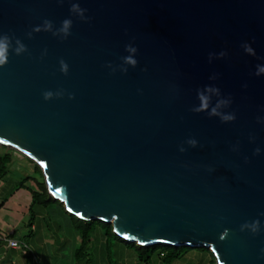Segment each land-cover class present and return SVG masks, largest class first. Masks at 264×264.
<instances>
[{"label": "water", "instance_id": "1", "mask_svg": "<svg viewBox=\"0 0 264 264\" xmlns=\"http://www.w3.org/2000/svg\"><path fill=\"white\" fill-rule=\"evenodd\" d=\"M0 145L126 242L264 264V0H0Z\"/></svg>", "mask_w": 264, "mask_h": 264}, {"label": "rangeland", "instance_id": "2", "mask_svg": "<svg viewBox=\"0 0 264 264\" xmlns=\"http://www.w3.org/2000/svg\"><path fill=\"white\" fill-rule=\"evenodd\" d=\"M1 152L2 149L0 148V153ZM22 161L23 158L21 156L14 154L12 161L9 164L8 174L0 178V185H2V188H0V196H4L5 198L12 196L15 188L19 187L18 184L21 180V176L26 175V173L21 172V170L25 169V164ZM28 183H30L29 187L34 189V184L31 182ZM57 210H59V204L56 202L47 203L45 206L37 203L33 204L30 213L23 218V221L21 222L20 220V222H16V228H14V230L10 229L9 225L4 223L0 216V233L20 238L21 243L24 242L27 244L28 258H30L31 263L32 259L33 261L35 260L34 253H37L38 258L41 256V249L35 251L31 244L32 240L35 241V239L37 237L40 238L41 235L39 232L40 224L44 220L42 219V216L37 215L38 213H41L44 218H50V226L46 231L50 234V236H48L51 244H54V241L60 239L58 235L67 234L62 223L60 224L61 231L57 230V227L53 224L55 217L52 216V213ZM35 225L37 226V231H35ZM88 243L87 254L84 258H81L80 261L82 264H147L145 262H135L133 260V254H136L137 256L135 249L128 247L124 242L106 234L105 227L99 223L93 224L91 238ZM63 252L64 254H68L69 249L66 248ZM4 263L10 264L6 261ZM72 263L71 259L64 257L63 263L61 264ZM12 264H19V262H13ZM36 264L40 263L36 261ZM148 264H209V256L205 251L194 248L183 249L178 257L172 259L166 256V254L158 255L157 252H154L150 254Z\"/></svg>", "mask_w": 264, "mask_h": 264}, {"label": "crops", "instance_id": "3", "mask_svg": "<svg viewBox=\"0 0 264 264\" xmlns=\"http://www.w3.org/2000/svg\"><path fill=\"white\" fill-rule=\"evenodd\" d=\"M25 184L28 187L30 186V183L28 182H26ZM0 188H2V185H0ZM30 211L31 195L29 191L24 187L20 189L15 188L12 196H9L7 198H5L4 196H0V216L2 221L9 225L10 229L14 230V228H16V222H20V220L22 222L23 218L28 215ZM37 215L42 216V219L44 221L40 224V238L37 237L35 241L32 240L31 244L33 246H31L33 247V249H35V251L37 249H41L40 258L37 257V253H34L35 260L33 261L32 259L30 263V258H28L26 248L27 244H25L24 242L21 243L20 238L0 233V264H5V261L10 264H12L13 262H19V264H36V261H38L40 264H61L63 263L64 257L71 259V261L73 262L72 264H82L80 261L81 258L84 257L77 256L76 254V249L80 245V235L75 230L74 226L69 220L68 215L61 212L60 210L52 213V216L55 217V219L53 220V224L57 227L56 229L61 231L60 224L62 223L67 232V234L65 235H58L60 239L54 241V244H51V241L49 239L50 234L48 231H46L50 226V218H44L41 213H38ZM35 231H37L36 225ZM9 240L18 241L20 243V246L11 247L8 242ZM66 248L69 249L68 254H64L63 252ZM133 260L135 262L139 261L136 254H133Z\"/></svg>", "mask_w": 264, "mask_h": 264}, {"label": "trees", "instance_id": "4", "mask_svg": "<svg viewBox=\"0 0 264 264\" xmlns=\"http://www.w3.org/2000/svg\"><path fill=\"white\" fill-rule=\"evenodd\" d=\"M0 148L2 149V152L0 153V178L8 174L9 164L11 163L14 154H17L23 158L22 162L25 164V169L21 170V172L26 173V175L21 176V180L18 184L19 185L18 188L24 187L29 191L31 195V206L36 203L41 204L43 206L51 202H56L59 204V210L68 215L69 220L71 221L75 230L80 235L81 242L78 248L76 249L77 256H82V257L86 256L87 254L86 251L89 244L88 242L90 241L93 224L95 223H99L102 226H104L106 229V234L124 242L128 247L134 248L135 252L137 253V258L141 263L145 262L148 264L149 256L154 252H157L158 255L166 254V256L172 259L178 257L183 249L193 248L187 246L174 247L167 245H154V246H145V247L139 246L135 242H126L120 236L116 235L113 232L112 225L109 223L99 220L85 221L78 218L77 216L67 212L64 205L58 200L54 199L51 196V194H49L47 187L45 185L42 172L36 163H34L30 158L21 154L20 152L16 151L13 148L7 147L5 145H0ZM26 182H31L32 184H34V189L29 188L25 184ZM194 249H200L205 251L209 256V264H216L215 258L209 249L205 247L194 248Z\"/></svg>", "mask_w": 264, "mask_h": 264}, {"label": "built area", "instance_id": "5", "mask_svg": "<svg viewBox=\"0 0 264 264\" xmlns=\"http://www.w3.org/2000/svg\"><path fill=\"white\" fill-rule=\"evenodd\" d=\"M8 242H9V245L11 247H19L20 246V243L16 240H9Z\"/></svg>", "mask_w": 264, "mask_h": 264}, {"label": "clouds", "instance_id": "6", "mask_svg": "<svg viewBox=\"0 0 264 264\" xmlns=\"http://www.w3.org/2000/svg\"><path fill=\"white\" fill-rule=\"evenodd\" d=\"M122 238V237H121ZM123 239V238H122Z\"/></svg>", "mask_w": 264, "mask_h": 264}]
</instances>
